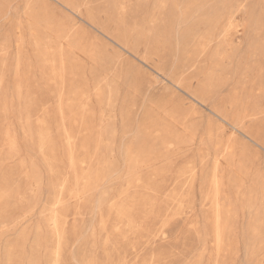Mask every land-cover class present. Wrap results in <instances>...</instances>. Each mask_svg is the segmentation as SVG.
Instances as JSON below:
<instances>
[{
	"label": "rangeland",
	"instance_id": "rangeland-1",
	"mask_svg": "<svg viewBox=\"0 0 264 264\" xmlns=\"http://www.w3.org/2000/svg\"><path fill=\"white\" fill-rule=\"evenodd\" d=\"M0 264H264V0H0Z\"/></svg>",
	"mask_w": 264,
	"mask_h": 264
},
{
	"label": "bare ground",
	"instance_id": "bare-ground-1",
	"mask_svg": "<svg viewBox=\"0 0 264 264\" xmlns=\"http://www.w3.org/2000/svg\"><path fill=\"white\" fill-rule=\"evenodd\" d=\"M216 220V219H215ZM216 230V229H215Z\"/></svg>",
	"mask_w": 264,
	"mask_h": 264
}]
</instances>
